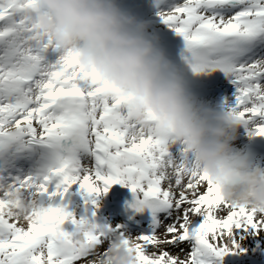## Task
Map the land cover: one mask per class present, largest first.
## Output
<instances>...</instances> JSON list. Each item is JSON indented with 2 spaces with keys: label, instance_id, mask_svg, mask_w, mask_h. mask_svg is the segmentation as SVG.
I'll use <instances>...</instances> for the list:
<instances>
[{
  "label": "snow or ice",
  "instance_id": "snow-or-ice-1",
  "mask_svg": "<svg viewBox=\"0 0 264 264\" xmlns=\"http://www.w3.org/2000/svg\"><path fill=\"white\" fill-rule=\"evenodd\" d=\"M41 11L39 0H0V264H101L107 248L98 250L114 236L137 264H213L239 247L238 233L264 231V213L229 203L182 141L151 114L136 120L73 49L35 24ZM158 15L182 38L193 73L218 70L234 85L226 111L264 136V0H173ZM20 155L32 166L10 171ZM114 184L132 191L130 207L151 210L152 232L126 235L95 221L97 197ZM73 186L80 215L66 199ZM9 188L47 206L44 222L6 211ZM77 222L91 228L84 243L73 235ZM184 244V257L169 250Z\"/></svg>",
  "mask_w": 264,
  "mask_h": 264
},
{
  "label": "clouds",
  "instance_id": "clouds-1",
  "mask_svg": "<svg viewBox=\"0 0 264 264\" xmlns=\"http://www.w3.org/2000/svg\"><path fill=\"white\" fill-rule=\"evenodd\" d=\"M43 11L32 14L63 49H73L79 63L96 72L109 91L122 97L131 115L145 122L148 114L195 154L202 170L235 206L264 213V167L234 150L237 120L228 111L198 105L188 91L182 70L168 58L150 22L123 8L119 0H39ZM5 210L43 223L47 206L18 189H6ZM85 222L74 225L77 243H84ZM114 236L101 264H137L133 251Z\"/></svg>",
  "mask_w": 264,
  "mask_h": 264
},
{
  "label": "rangeland",
  "instance_id": "rangeland-1",
  "mask_svg": "<svg viewBox=\"0 0 264 264\" xmlns=\"http://www.w3.org/2000/svg\"><path fill=\"white\" fill-rule=\"evenodd\" d=\"M172 2H170L171 4ZM173 31V30H171ZM194 97V102L196 104H198L200 101L204 100L200 95H193ZM234 150L236 151H242L243 149V145L241 144V140L238 139V137L232 141ZM183 147L180 143H178L177 145H173L171 148V151L174 155H178L179 153V149ZM189 157L192 158V153H189ZM15 160V159H14ZM14 160L9 161V170L16 172L17 170H22L25 171V165L24 162L20 163H14ZM253 163L258 164L261 167H264V159H256L254 161H251ZM3 161H0V165H3ZM21 164V165H19ZM14 165V166H13ZM78 186H73L75 192ZM125 192H132L128 187L123 186L121 187V191H120V196L124 197ZM70 204L72 205L73 209L75 213L77 215L83 214L84 211V203L81 202L80 199L76 198V197H70ZM98 200V204L99 207L95 208V221L97 223H102V224H108L111 225L112 227H116L117 225H120L119 231L124 232L126 235H132V236H136L141 234L142 232L139 229H134V228H128L125 226L124 224V220H125V216L123 214H120L118 211L115 213V215L113 217L109 216V212L106 209V205H107V201L104 200V198L102 197V194H100L97 197ZM129 206V208H128ZM122 208H128L127 211H131L133 213H135V218L138 220L135 224L138 225H146L149 228V233L152 232L155 228L154 224L152 223L153 220V216L152 219H144L143 215H148L149 212L151 211L150 209H144L143 211H136L134 208L130 207V205H128V203L123 206ZM166 215V212H158L157 213V217L158 218H163ZM127 219V218H126ZM108 244L107 242L103 245L102 248H100L98 251H100L101 253L107 248ZM181 248L183 249V251H181L180 248H170L169 250L173 253V254H179L181 257H184L187 253V251L189 250V246L187 244L181 245ZM233 255V251L228 252L226 255H224L222 257L221 263L218 264H226L228 261L227 257H231ZM254 255V254H253ZM264 256V254L262 255ZM261 258V257H260ZM213 260H216L215 257H213ZM254 261H257L256 264H264V257L263 260L258 261L257 258L255 256H250L248 257V259H246V263L245 264H252L255 263ZM231 261H229L228 263H230Z\"/></svg>",
  "mask_w": 264,
  "mask_h": 264
},
{
  "label": "trees",
  "instance_id": "trees-1",
  "mask_svg": "<svg viewBox=\"0 0 264 264\" xmlns=\"http://www.w3.org/2000/svg\"><path fill=\"white\" fill-rule=\"evenodd\" d=\"M237 235H243L244 238L239 241V247L233 251V255L229 258L227 257V261L231 262H227L226 264H245L246 259H248L250 256H255L258 261L263 260L264 256L262 255L264 254V231H260L258 234L240 232ZM254 262L255 263L252 264H256L257 261Z\"/></svg>",
  "mask_w": 264,
  "mask_h": 264
},
{
  "label": "water",
  "instance_id": "water-1",
  "mask_svg": "<svg viewBox=\"0 0 264 264\" xmlns=\"http://www.w3.org/2000/svg\"><path fill=\"white\" fill-rule=\"evenodd\" d=\"M128 200H130L131 202L133 201V193L127 192L125 197L122 199V202L128 201ZM117 205H120V204H117ZM111 210L115 212V207H112ZM121 212L128 219L132 221H137V219L135 218V213L131 211H121ZM143 218L146 220L152 218V212L150 211L148 215H143Z\"/></svg>",
  "mask_w": 264,
  "mask_h": 264
},
{
  "label": "bare ground",
  "instance_id": "bare-ground-1",
  "mask_svg": "<svg viewBox=\"0 0 264 264\" xmlns=\"http://www.w3.org/2000/svg\"><path fill=\"white\" fill-rule=\"evenodd\" d=\"M168 5H170V4H168ZM168 5L166 4V5L163 7V9H167ZM164 36H165V35H164ZM18 158H19V157H18ZM18 161L20 162L21 160H18ZM19 165H21V164H19ZM0 166H3V165L1 164Z\"/></svg>",
  "mask_w": 264,
  "mask_h": 264
}]
</instances>
